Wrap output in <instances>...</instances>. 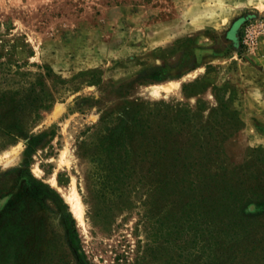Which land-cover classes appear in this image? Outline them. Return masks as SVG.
<instances>
[{
  "label": "rangeland",
  "instance_id": "rangeland-1",
  "mask_svg": "<svg viewBox=\"0 0 264 264\" xmlns=\"http://www.w3.org/2000/svg\"><path fill=\"white\" fill-rule=\"evenodd\" d=\"M30 91L51 104L35 122L22 113L31 146L0 131V207L29 174L52 187L60 200L28 199L22 214L53 250L65 249L68 212L89 264H164L150 236L160 154L146 142L166 126L206 153L220 143L219 162L264 192V0H0V96ZM236 259L264 264V250Z\"/></svg>",
  "mask_w": 264,
  "mask_h": 264
},
{
  "label": "trees",
  "instance_id": "trees-1",
  "mask_svg": "<svg viewBox=\"0 0 264 264\" xmlns=\"http://www.w3.org/2000/svg\"><path fill=\"white\" fill-rule=\"evenodd\" d=\"M29 93L27 100L22 95L0 96V131L9 137H29L27 146L36 137L24 132L21 116L28 111L35 122L40 109H48L51 104L36 100V93ZM167 129L171 130L168 126L160 128L146 142L151 154L153 148L160 154L162 172L155 189L161 190L163 203L150 212L153 222H158L150 236L153 241L161 238L164 264H218L215 258L222 256L233 258L227 264H239L236 258L264 250V229L260 228L264 223L261 178L249 182L238 166L220 163V143L212 144L211 152L206 153V145L192 140L194 133L186 131L187 136L179 140L180 128L173 132ZM128 149V154L134 150ZM54 196L60 200L52 187L29 174L2 203L0 264H89L70 213L65 215V249L60 250L43 245L42 235L24 221L22 210L28 199L30 202Z\"/></svg>",
  "mask_w": 264,
  "mask_h": 264
},
{
  "label": "bare ground",
  "instance_id": "bare-ground-1",
  "mask_svg": "<svg viewBox=\"0 0 264 264\" xmlns=\"http://www.w3.org/2000/svg\"><path fill=\"white\" fill-rule=\"evenodd\" d=\"M177 85H178V82H169V83H163V84H153L152 83L144 87V92L148 95H159L161 91H167L170 88L175 87ZM71 189L72 190L69 193L68 198L70 199L73 212L77 216L78 220L82 221L81 202L74 188H71Z\"/></svg>",
  "mask_w": 264,
  "mask_h": 264
},
{
  "label": "built area",
  "instance_id": "built-area-1",
  "mask_svg": "<svg viewBox=\"0 0 264 264\" xmlns=\"http://www.w3.org/2000/svg\"><path fill=\"white\" fill-rule=\"evenodd\" d=\"M249 28V27H245ZM243 42L247 45L248 48L253 49L256 46L255 34L251 31L245 30L243 33Z\"/></svg>",
  "mask_w": 264,
  "mask_h": 264
},
{
  "label": "crops",
  "instance_id": "crops-1",
  "mask_svg": "<svg viewBox=\"0 0 264 264\" xmlns=\"http://www.w3.org/2000/svg\"><path fill=\"white\" fill-rule=\"evenodd\" d=\"M244 19V18H243Z\"/></svg>",
  "mask_w": 264,
  "mask_h": 264
}]
</instances>
